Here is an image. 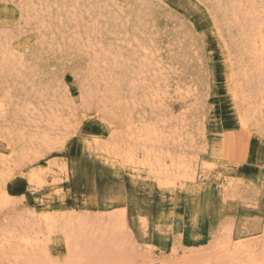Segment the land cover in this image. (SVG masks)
Instances as JSON below:
<instances>
[{
	"label": "rangeland",
	"instance_id": "374dc122",
	"mask_svg": "<svg viewBox=\"0 0 264 264\" xmlns=\"http://www.w3.org/2000/svg\"><path fill=\"white\" fill-rule=\"evenodd\" d=\"M64 1L0 0V71L10 65L0 72V264L262 263L264 127L260 117L242 127L235 92L253 104L264 88L252 91L258 74L231 0ZM149 123L162 137L154 147L186 158L194 177L164 186L138 161ZM49 213L86 219L95 234L67 247L58 230L41 249L3 237Z\"/></svg>",
	"mask_w": 264,
	"mask_h": 264
},
{
	"label": "bare ground",
	"instance_id": "6f19581e",
	"mask_svg": "<svg viewBox=\"0 0 264 264\" xmlns=\"http://www.w3.org/2000/svg\"><path fill=\"white\" fill-rule=\"evenodd\" d=\"M23 1V0H22ZM47 1V0H46ZM78 1L79 0H74L73 1V4H71V5H76V7L78 6ZM242 1L243 0H231L230 2H231V7H232V10H233V15H235V20L236 21H238L239 22V24H240V26L242 27V30L243 31H245V33L246 34H244V35H242V39L243 40H245V42H247L248 44H249V46H250V52H249V54H250V58L251 59H253V61H254V70H255V72H257V74H258V76L256 77V79H257V81H259L258 83H256V85H258V87H257V89H254V90H252V91H255V90H258L259 88H264V24L262 23L263 22V20H261V14H263L264 12H263V10H261L262 8H261V6L259 5L260 3L259 2H256V1H251V0H247V4L250 6V7H248L249 8V11L247 10V11H244V12H242V13H244V14H239V12H241V9H242V5H243V3H242ZM40 2V1H39ZM64 2H66V0L64 1ZM83 2V1H82ZM17 3V2H16ZM20 3V2H19ZM37 3H38V1H37ZM43 3H44V1H43ZM47 3V2H46ZM46 3H44V5L46 4ZM53 4V3H52ZM246 4V3H245ZM33 5L34 4H32V8H33ZM29 6H31V4H29ZM54 6H56L57 7V5H54ZM247 6V5H246ZM27 7V6H26ZM38 7H41V6H39L38 5ZM43 7V6H42ZM41 7V8H42ZM83 7V6H82ZM263 7V6H262ZM36 9V8H35ZM47 9H49V8H46V12L47 11H49V10H47ZM61 9V8H60ZM65 9H66V7H65ZM64 9V10H65ZM71 9H72V7H71ZM70 9V10H71ZM73 9H75V7L73 8ZM72 9V11H74ZM90 9V8H89ZM247 9V8H246ZM28 10V9H27ZM31 10H33V9H31ZM42 10V9H41ZM40 10V11H41ZM50 10H51V7H50ZM76 11H77V9H75ZM83 10H84V8H83ZM36 11V10H35ZM39 11V10H38ZM85 11V10H84ZM27 12V11H26ZM25 12V13H26ZM32 12L33 11H31V15H32ZM75 12V11H74ZM34 13H36V12H34ZM41 13H42V11H41ZM44 13H45V10H44ZM44 13L42 14L43 16H44ZM67 13H69V12H67ZM27 14V16H29L28 15V13H26ZM37 14V13H36ZM46 14V13H45ZM49 14H50V12H49ZM38 15H39V13H38ZM47 15H48V12H47ZM70 15V14H69ZM83 15V14H82ZM264 15V14H263ZM37 17V16H36ZM67 17V16H66ZM79 17H81L80 15H79ZM27 18H29V17H27ZM44 18V17H43ZM51 18V17H50ZM48 19V20H51V19ZM61 17H59V19H60ZM72 18H75V16L73 15V17ZM98 18V17H97ZM29 19H31V18H29ZM62 19V18H61ZM78 19V18H77ZM21 20V19H20ZM28 20V19H27ZM26 20V21H27ZM38 20V19H37ZM44 20V19H43ZM42 20V21H43ZM25 21V22H26ZM29 21V20H28ZM34 21V20H33ZM27 23V22H26ZM31 23V22H30ZM43 23H46V22H43ZM40 24H42V23H40ZM28 25H29V22H28ZM43 25V24H42ZM41 25V26H42ZM44 26V25H43ZM238 27V26H237ZM40 28V27H39ZM84 28H86V27H84ZM26 30V29H25ZM87 30V29H86ZM24 31V30H23ZM93 31V30H92ZM4 34V33H3ZM3 34H1V35H3ZM76 34V33H75ZM74 34V35H75ZM6 35V34H5ZM5 35H3V36H5ZM10 35V34H9ZM79 36V39L81 38L80 37V34H78ZM87 35V34H86ZM88 36V35H87ZM222 36V35H221ZM220 36V37H221ZM6 37V36H5ZM4 37V38H5ZM13 37V36H12ZM75 37H77V36H75ZM10 38V37H9ZM135 38V37H134ZM82 39V38H81ZM1 40V39H0ZM4 41V40H3ZM7 40H5V42H6ZM12 42H13V40H12ZM3 44V43H2ZM11 44V43H10ZM1 45V44H0ZM6 47L8 48L9 46H8V44H7V42H6ZM12 45V44H11ZM2 46H0V48H1ZM3 47H5V46H3ZM2 47V48H3ZM95 47V46H94ZM6 48V49H7ZM4 49V48H3ZM143 51H144V49L143 48H141ZM95 50V49H94ZM100 50V49H99ZM4 51V50H3ZM8 51V50H7ZM6 51V52H7ZM92 51V50H91ZM1 52V51H0ZM104 52V51H103ZM147 52V51H146ZM5 53V52H4ZM0 54H2L3 55V53H0ZM98 54V53H97ZM248 54V55H249ZM7 54H5V56H6ZM121 55V54H120ZM1 56V55H0ZM122 56V55H121ZM121 56H120V58H121ZM7 57V56H6ZM8 57H9V55H8ZM7 57V58H8ZM14 57V56H13ZM114 57V56H113ZM116 57V56H115ZM16 58V57H15ZM100 58V57H99ZM117 59H118V56L116 57ZM120 58H119V60H120ZM2 59H4V60H6L5 58H3L2 57ZM117 59H115L116 60V62L118 61ZM15 61H16V59H14ZM20 60V59H19ZM231 60V59H230ZM3 61V60H2ZM144 61V60H143ZM147 61V60H146ZM8 62H9V59H8ZM2 63V62H1ZM0 63V64H1ZM7 63V62H6ZM11 63V62H10ZM115 63V62H114ZM231 63H232V61H231ZM5 64V62L3 63V65ZM116 64V63H115ZM143 64H145V61H144V63ZM150 64V63H149ZM8 65H9V63H8ZM7 64H5L4 65V68L3 69H5V67H6V69L8 70L9 68H7V66H8ZM119 65V66H118ZM116 64V66H118V69L119 70H121L122 69V67H121V69L119 68L120 66H122V65H120V63L119 64ZM146 65V64H145ZM145 65H141L142 67H145ZM151 65V64H150ZM10 66V65H9ZM13 66V65H12ZM149 66V65H148ZM3 67V66H2ZM231 67V66H230ZM125 68V67H124ZM2 69V70H3ZM6 69L5 70H3V72L2 71H0V72H2L1 74H4V71H6ZM117 69V68H116ZM10 70V69H9ZM9 70H8V72H9ZM123 71V70H122ZM9 75V74H8ZM7 74H6V76H8ZM3 76H5V75H3ZM233 76V75H232ZM237 76V75H236ZM1 77V76H0ZM3 79V78H2ZM2 79H0V80H2ZM245 79V78H244ZM233 80V79H232ZM246 80H248V79H246ZM242 81V80H241ZM249 81V80H248ZM245 82V81H244ZM250 82V81H249ZM140 83V82H139ZM232 83V82H231ZM239 83H241V82H239ZM238 81L237 82H234V88L233 89H235V88H238ZM92 84V83H91ZM90 84V85H91ZM136 84V83H135ZM247 85H248V83H247ZM253 85V84H252ZM9 86V85H8ZM242 86V85H241ZM252 87H255V86H252ZM240 88V87H239ZM256 88V87H255ZM86 90H88V88H85ZM84 89V90H85ZM158 89V88H157ZM248 89V88H247ZM85 90V91H86ZM241 90V89H240ZM261 90V89H260ZM258 91L257 92V94L259 93L260 94V96L258 95V96H256V98H258V99H250L252 96H250V98L248 97V99H250V101L251 100H254V103L252 104V103H250L249 102V100H247L246 98H243L242 96L240 97V93H239V91L238 90H236L237 92H235V96L237 97V99L239 98L240 100H241V104L243 105V103H244V107H243V109H242V111H241V113H240V119H241V124H242V127L243 128H245V129H248L249 127H250V124L251 123H254V122H259V121H257L259 118L258 117H260V121L261 122H259L258 124H261L260 126H258V127H264V123L262 122V119H261V117H264V95H263V93L261 94L260 92L261 91ZM83 91V90H82ZM234 91V90H233ZM249 91V90H248ZM244 93H245V91H243ZM263 92H264V90H263ZM88 93H90L89 91H88ZM254 93V92H253ZM1 94V93H0ZM91 94V93H90ZM114 94V93H113ZM252 94V93H251ZM251 94H249V95H251ZM103 95V94H102ZM88 96V95H87ZM86 96V97H87ZM114 96H117V94H114ZM136 96V95H135ZM245 96H246V94H245ZM253 96H255L254 94H253ZM43 97V96H42ZM82 97H85V96H82ZM89 97V96H88ZM87 97V98H88ZM92 97V96H91ZM163 97H165V96H163ZM7 98V97H6ZM54 98V97H53ZM90 98V97H89ZM2 99V98H1ZM83 99V98H82ZM235 99V98H234ZM2 100H5V98L4 99H2ZM2 100H0V101H2ZM45 100V99H44ZM83 101V100H82ZM120 101V100H119ZM85 102H86V100H85ZM117 102V101H116ZM154 102V101H153ZM42 103V102H41ZM41 103H40V105H41ZM45 103H47L46 101H45ZM62 103V102H61ZM133 103V102H132ZM164 103V102H163ZM237 103V102H236ZM3 104V103H2ZM115 104V103H114ZM117 104V103H116ZM161 104V103H160ZM1 105V104H0ZM4 105V104H3ZM48 105V104H47ZM66 105V104H65ZM2 106V105H1ZM28 106H30V105H28ZM27 106V107H28ZM58 106V105H57ZM59 106H61V105H59ZM58 106V107H59ZM48 107V106H47ZM50 107H51V104H50ZM49 107V108H50ZM57 107V108H58ZM128 107V106H127ZM160 107V106H159ZM49 108H46V109H49ZM61 108V107H60ZM66 108V107H65ZM2 109H3V107H2ZM5 109V108H4ZM41 109H43V107L41 108ZM39 110V109H38ZM50 110V109H49ZM54 110V109H53ZM238 111V110H237ZM1 112H3V111H1ZM5 112H7V111H5ZM4 112V113H5ZM17 112V111H16ZM16 112H14V113H16ZM118 112V111H117ZM3 113V114H4ZM14 113H13V115H14ZM45 113V112H44ZM48 113V112H47ZM52 113L53 112H51V115H52ZM56 113V112H55ZM0 114H2V113H0ZM49 115H50V113H48ZM57 114V113H56ZM47 116L48 118L49 117H51V116ZM54 115H52V120L55 118V117H53ZM57 116V115H56ZM61 115H59V117H60ZM4 117L5 116H3L2 118L4 119ZM43 117H44V115H43ZM64 117H66V116H64ZM0 118H1V116H0ZM61 118H63V117H61ZM60 118V119H61ZM6 119V118H5ZM50 119V118H49ZM48 119V120H49ZM56 119V118H55ZM64 119V118H63ZM66 119V118H65ZM159 119V118H158ZM2 120V119H1ZM47 120V121H48ZM57 120V119H56ZM46 121V122H47ZM66 121H67V119H66ZM35 122V121H34ZM49 122V121H48ZM61 121H59V123H60ZM65 122V121H64ZM35 123H38V122H35ZM161 123V122H160ZM52 124V123H51ZM50 124V125H51ZM156 124V123H155ZM183 124V123H182ZM46 125V124H45ZM49 125V124H48ZM53 125V124H52ZM125 125V124H124ZM154 124L152 123H149V124H147V126H145L144 127V129H143V131H144V133H145V138L143 139V141L141 140V146L139 145V146H136V145H134L135 147H137V148H143L142 150H144V157H143V159L142 160H138L139 162H141L142 164H143V166L145 165L146 167L148 166V169L150 168V171L151 172H154L155 173V175H156V177H157V179L159 180V182L160 183H163L164 184V186H165V184H169V185H172V186H175L174 184H175V181L176 180H178V178H180L181 179V177H182V179L184 180V178L186 179V177H187V179H189L188 177H190V174H192V165L190 164V163H186L185 162V160H186V158H185V160H184V157L183 156H181V157H179L178 156V158L177 157H175L174 155L172 156L171 154H164V153H166V152H163V148L161 149L162 151H159L160 149H157L156 147H154L155 145H160V144H162V143H160V141H162L161 140V138L162 137H160L159 136V132H157L156 131V129L154 128L153 129V126ZM21 129V128H20ZM50 129V128H49ZM53 129V128H52ZM51 129V130H52ZM128 130H131V131H128L129 133L130 132H132V127H130V126H128V128H127ZM264 129V128H263ZM3 130H6V129H3ZM2 130V131H3ZM127 131V130H126ZM3 132H5V131H3ZM6 132H7V130H6ZM40 132V131H39ZM48 133L49 132H45L44 131V133L43 134H41L42 136H40V138H38L39 140L41 139V141H39V142H41L40 144L41 145H43V146H46V145H48V144H50L52 141H53V139H51L50 138V136L48 135ZM51 133V132H50ZM49 133V134H50ZM128 133V134H129ZM133 133V132H132ZM2 134V133H1ZM18 134H20V133H18ZM52 134V133H51ZM127 134V133H126ZM160 134H161V132H160ZM38 135H40L39 133H38ZM162 135V134H161ZM164 135H166V134H164ZM164 135H162V136H164ZM4 136V135H3ZM11 136H13V135H11ZM15 136V135H14ZM17 136V135H16ZM22 137V136H21ZM27 137V136H26ZM36 137H38L37 135H36ZM130 139H128V140H133V141H135V139H134V137L130 134ZM136 137V136H135ZM171 137V136H170ZM3 138V137H2ZM33 138H35L34 137V135H33ZM33 138H32V140H33ZM172 138V137H171ZM179 138V137H178ZM173 139V138H172ZM29 140H31V137L29 138ZM171 140V139H170ZM174 140V139H173ZM6 141V140H5ZM24 141V140H23ZM35 141V140H34ZM95 141V140H94ZM98 141V140H97ZM35 142H37V140L35 141ZM128 142V141H127ZM136 142H140L139 140H137ZM168 142V141H167ZM21 143V142H20ZM30 143V142H29ZM34 143V142H33ZM131 142H129V144H130ZM166 143V142H165ZM11 144H12V142H11ZM94 144H96V143H94ZM120 144H124V143H120ZM119 144V145H120ZM140 144V143H139ZM194 144V143H193ZM15 145V144H14ZM14 145H13V147H14ZM29 145V144H28ZM27 145V146H28ZM33 144H31V146H32ZM8 146H9V144H8ZM20 146V145H19ZM90 146V145H89ZM97 146V145H96ZM114 146V145H113ZM133 146V147H134ZM162 146V145H161ZM16 147V146H15ZM33 147V146H32ZM35 147V146H34ZM102 147V146H101ZM109 147V146H108ZM120 147H122V145L120 146ZM119 147V148H120ZM131 147V146H130ZM176 147V146H175ZM8 148H10V146L8 147ZM19 148V147H18ZM29 148V147H28ZM96 148V147H95ZM100 147H98L97 149H99ZM104 148V147H103ZM103 148H101V150L103 149ZM111 148H112V145H111ZM111 148H109V149H111ZM118 148V149H119ZM137 148H135V149H133V148H131L130 149V151L131 150H136L137 151ZM22 149V148H21ZM91 149V148H90ZM114 149V148H113ZM116 149L117 148H115V151H116ZM117 149V150H118ZM128 149V148H127ZM13 150V149H12ZM101 150L99 149V151L101 152ZM139 150V149H138ZM14 151V150H13ZM23 151V150H22ZM32 151H34V149L32 148V149H28V153H26L27 151L25 150V151H23V153H22V156H23V154H24V156L25 157H28V154H30V153H32ZM96 151V150H95ZM105 151V150H104ZM120 151V150H119ZM118 151V152H119ZM123 151V150H122ZM134 151H131V153H133ZM97 152V151H96ZM107 152H109V151H107ZM125 154H127V151L125 150ZM128 152H129V150H128ZM102 153V152H101ZM100 153V154H101ZM120 153V152H119ZM129 154V155H132V154ZM135 153V152H134ZM141 153H142V151H141ZM109 154V153H108ZM114 154V153H113ZM116 154V153H115ZM17 155V154H16ZM128 155V156H129ZM100 156V155H99ZM125 156V155H124ZM133 156V155H132ZM17 157V156H16ZM101 157H102V155H101ZM112 157V156H111ZM126 157H127V155H126ZM135 157V156H134ZM24 158V157H23ZM121 158V157H120ZM129 158L131 159V156H129ZM192 158V157H191ZM128 159V158H127ZM132 159H133V157H132ZM20 160H21V158H20ZM106 160H107V158H106ZM122 160V159H121ZM167 160H169L170 161V163H168V161ZM4 161H6V159L4 160ZM19 161V160H18ZM133 161H134V159H133ZM138 161H137V164H138ZM9 161H7V163H8ZM14 162V161H13ZM22 162V160L20 161V162H18V163H21ZM130 162H132V160H130ZM0 163H2V162H0ZM4 163V162H3ZM2 163V164H3ZM16 164H17V162H15ZM14 163V164H15ZM40 163V162H39ZM127 163V162H126ZM129 163V162H128ZM132 163H134V162H132ZM140 164V163H139ZM138 164V165H139ZM141 164V165H142ZM188 164H190V165H188ZM4 165H5V163H4ZM9 165V164H8ZM20 165V164H19ZM134 165V164H133ZM6 166V165H5ZM4 166V167H5ZM11 165H9V167H10ZM17 166H18V164H17ZM144 166V167H145ZM9 167H6V168H9ZM141 167V166H140ZM145 167V168H146ZM37 168V167H36ZM47 168V167H46ZM2 170V169H1ZM32 170H34V169H32ZM31 170V171H32ZM36 170V169H35ZM40 170V169H39ZM2 171H5V170H2ZM42 172V171H41ZM49 172V171H48ZM150 172V173H151ZM38 173H39V171H38ZM43 173H44V171H43ZM45 173H46V171H45ZM45 173H44V175H45ZM3 175V174H2ZM2 175L0 174V178L2 177ZM43 175V174H42ZM41 175V176H42ZM40 176V177H41ZM153 176V175H152ZM40 177H39V175L36 173V172H34V173H32V174H30V177H29V182H30V184L33 186V187H40L41 186V180H40ZM192 177H194V176H192L191 175V177L190 178H192ZM44 178V177H43ZM42 177H41V179H43ZM158 182V181H157ZM177 182V181H176ZM179 182V181H178ZM236 183V182H235ZM29 184V185H30ZM44 184H45V181H44ZM162 184V185H163ZM229 184H231L230 183V181H229ZM30 185V186H31ZM160 186H162L161 184H159ZM163 187V186H162ZM231 192V191H230ZM232 194V193H231ZM8 202V196H7V194L6 193H4V191H3V189L0 187V205H6V203ZM3 206V207H4ZM41 216V215H40ZM63 216L64 215H53V214H51V213H49L48 215H44V217L42 216V218H40L39 219V221L38 222H34L33 224H31L29 227H27V229H25V231H24V233L22 234L21 233V235H19L18 237H16V236H14L13 234V232H9L8 234L9 235H3V237L6 239L7 238V242H10L12 239H14V238H17V239H19L21 242H24L25 243V246L26 245H28L29 247L28 248H31V247H33V248H39V249H41V248H43V245L42 244H44L43 242H44V240L46 239L47 241L49 240L50 241V236L52 235V236H54V233L55 232H57L58 230H60V232H62L66 237V246L67 247H70L71 246V243H72V241H75V245L78 247H80V246H82V244H84V243H86L85 241H87V236H89L88 234H92V235H94L95 234V231L92 229V226L86 221V219H84V220H79V219H76V218H74V221H72L71 220V217L69 218L70 219V221H72V223L71 222H69V221H66V220H64V218H63ZM119 216V215H118ZM118 216L116 217V218H118ZM61 218H63V220H61ZM112 220V219H111ZM60 221H63L64 223L63 224H60ZM113 222V221H112ZM110 223V222H109ZM28 225H29V223H27ZM62 225V226H61ZM118 225V224H117ZM101 228V227H100ZM105 230V229H104ZM21 231H22V229H21ZM8 232V231H7ZM101 232V231H100ZM16 234V233H15ZM2 235V234H1ZM86 237V238H85ZM227 239V238H226ZM230 239V238H229ZM228 239V240H229ZM222 240V239H221ZM224 240H225V238H224ZM227 240V241H228ZM2 241V240H1ZM231 241V240H230ZM13 242V241H12ZM74 244V243H73ZM222 244H223V246H224V241L222 242ZM221 244V245H222ZM85 245V244H84ZM31 246V247H30ZM112 247V246H111ZM105 249V248H104ZM249 249V248H248ZM68 250V249H67ZM43 251V250H42ZM69 251V250H68ZM86 252V251H85ZM246 252H247V250H246ZM234 256H236V254L234 253ZM241 256H243V258H244V256L245 255H241ZM249 256H250V254H249ZM233 257V256H232ZM255 256L253 255V257H249L248 259H250V258H253V259H255L254 258ZM234 258V257H233ZM253 259H252V261H250L249 260V263H245V264H262L263 263V261H264V259L262 260V263H261V261L259 262H257V260H256V262H253ZM244 260V259H243ZM255 261V260H254ZM163 262V261H162ZM162 262H159V261H157V262H153V264H164V263H162ZM248 262V261H247Z\"/></svg>",
	"mask_w": 264,
	"mask_h": 264
}]
</instances>
